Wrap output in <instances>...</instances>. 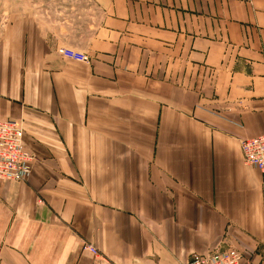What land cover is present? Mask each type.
I'll list each match as a JSON object with an SVG mask.
<instances>
[{"label":"crops","instance_id":"obj_1","mask_svg":"<svg viewBox=\"0 0 264 264\" xmlns=\"http://www.w3.org/2000/svg\"><path fill=\"white\" fill-rule=\"evenodd\" d=\"M45 1L0 17V118L33 155L0 181V264H264L239 145L264 132V0Z\"/></svg>","mask_w":264,"mask_h":264},{"label":"built area","instance_id":"obj_2","mask_svg":"<svg viewBox=\"0 0 264 264\" xmlns=\"http://www.w3.org/2000/svg\"><path fill=\"white\" fill-rule=\"evenodd\" d=\"M58 52L68 59L87 62L85 53L61 46ZM23 125L20 120L0 118V181H23L31 170L33 155L23 144ZM242 159L245 164L254 166L264 177V132L239 142ZM82 250L94 256H100L99 251L90 243L82 246ZM188 264H259L250 257H245L242 251L229 247L221 251L206 254H193Z\"/></svg>","mask_w":264,"mask_h":264},{"label":"rangeland","instance_id":"obj_3","mask_svg":"<svg viewBox=\"0 0 264 264\" xmlns=\"http://www.w3.org/2000/svg\"><path fill=\"white\" fill-rule=\"evenodd\" d=\"M21 2V3H20ZM45 0H34V5L31 0H0V17L2 15L9 16L17 13H54L57 9H62L61 6H55L53 3ZM50 4V5H47ZM2 18H0V21Z\"/></svg>","mask_w":264,"mask_h":264}]
</instances>
